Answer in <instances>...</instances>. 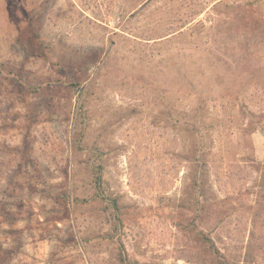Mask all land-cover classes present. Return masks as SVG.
I'll list each match as a JSON object with an SVG mask.
<instances>
[{
    "label": "rangeland",
    "instance_id": "obj_1",
    "mask_svg": "<svg viewBox=\"0 0 264 264\" xmlns=\"http://www.w3.org/2000/svg\"><path fill=\"white\" fill-rule=\"evenodd\" d=\"M199 54L232 62L214 69L232 79L215 85L216 95L258 80L264 88V0H0V62L19 76L0 75V264H264V184L253 165L264 163V123L251 137L239 133L248 122L241 101L210 102L206 115L218 251L178 226L189 137L170 110L198 100L174 93L186 85L170 77L181 64L204 71ZM78 80L81 95L70 86ZM247 102L264 122V92ZM84 105L88 149L76 153ZM99 159L105 197L119 199V231L106 213L110 200L94 199L87 163ZM67 184L69 206L42 196Z\"/></svg>",
    "mask_w": 264,
    "mask_h": 264
},
{
    "label": "trees",
    "instance_id": "obj_2",
    "mask_svg": "<svg viewBox=\"0 0 264 264\" xmlns=\"http://www.w3.org/2000/svg\"><path fill=\"white\" fill-rule=\"evenodd\" d=\"M219 3L220 2L214 4V7H216V5H218ZM203 26V24L197 23L194 25V29L198 28V30H201ZM173 34L174 33L157 37L154 39V41H163L164 38L171 39V37H174ZM207 51H211V53L213 54L215 48H213V45H210ZM229 51V45L226 44L224 53L227 54V52ZM199 56L200 58L196 61V63L199 67V70L205 68L204 71H185L184 64H181L179 66L181 72H177L172 77L169 76L171 81L186 85V89L183 88L184 90H178L174 93H186L188 96H194L198 100V105L191 110H183L182 112H180L175 107V105H172V108L170 110L171 114L179 117L176 121L182 123L184 131L189 137V143L186 152V159L189 163V166L185 175L184 182V184L186 185L184 186L182 198L180 199L178 205L183 219L179 222L178 226L181 230L191 231L195 233L196 236L199 237L203 242L204 246L211 249L214 253L215 250L217 252L218 249L216 248V243L211 236V232L215 227L210 223L212 220V215L218 208L219 200L212 185L216 184V179H213L211 146L208 145V140L210 139L208 137V133L210 132V128L207 124L206 115L207 111L210 110L209 103H216V101L220 99L226 100L228 103H232L233 101L243 102L246 109L243 106L241 108V111L243 114V119H248V122L246 124L243 123L242 125L237 124L236 128L238 129L239 133L241 132V134L245 138H248L251 137L260 128L262 129L264 122L263 120H258L257 111L250 110V106L247 100H259V96L264 92V88L260 80H258V84H254L250 87H245L243 89L244 91L242 90L234 93L233 91L229 90V87L228 93L223 92L222 94L220 93L219 95H216L214 86L223 84L225 85L232 79L230 78L231 76L229 77V74L227 72H219L216 75L214 69H216V66H218V68H222L227 71V69H230L232 67V62L229 58H225L224 56V58L220 57V60L218 61H216V59H207L208 63H206L203 59L204 57H201V54H199ZM109 62L110 59L108 58L106 61H104V63H102L100 67H98V63H96L98 71L96 72L94 78L89 82V89L86 92V98L91 96L92 91L97 87V80L102 75L103 68L108 66ZM6 66V63L0 62V75H13L14 77H16V79H19L17 73L8 71ZM254 78L255 75L252 76L251 81H254ZM157 81L159 82L158 77ZM45 85L48 86L49 84ZM70 86L75 88V91H77L79 95H81L85 89V87L82 86V81L79 80L73 82L72 84H70ZM33 90L35 91V89ZM85 107L86 106L84 105V107L82 106V108H80V112L76 116V121L74 123L72 147L76 153H81L82 151L88 149L87 143L84 140L89 128L88 109L86 108L85 110ZM93 150V154L98 153V157H100L99 152L103 153V149H99L97 147ZM253 163L254 167L259 172V184H264V163ZM104 168L105 166L102 159H99L98 162L87 163V169L89 170L90 175L93 178L92 184L94 185V188L96 190L94 199L96 201H101L104 199L110 200V203L108 204L110 206H108L106 213L108 215V219L110 220L111 230L119 231L124 226L123 219L121 218L122 212L120 210L119 199L110 195L107 198L105 197V192L107 191V183L104 179ZM71 194L73 195L72 189L70 188V185L67 184L62 187L58 193H54L52 190L48 189L43 192L42 196L45 198L55 199L58 202H65L69 206ZM74 201H78L77 197L76 199H74ZM227 217H229V215L224 216V218Z\"/></svg>",
    "mask_w": 264,
    "mask_h": 264
}]
</instances>
